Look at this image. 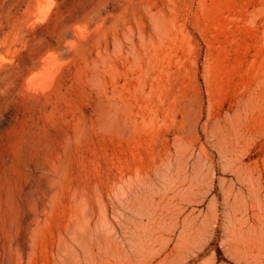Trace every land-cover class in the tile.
I'll list each match as a JSON object with an SVG mask.
<instances>
[{
  "label": "rangeland",
  "instance_id": "1",
  "mask_svg": "<svg viewBox=\"0 0 264 264\" xmlns=\"http://www.w3.org/2000/svg\"><path fill=\"white\" fill-rule=\"evenodd\" d=\"M0 264H264V0H0Z\"/></svg>",
  "mask_w": 264,
  "mask_h": 264
},
{
  "label": "bare ground",
  "instance_id": "2",
  "mask_svg": "<svg viewBox=\"0 0 264 264\" xmlns=\"http://www.w3.org/2000/svg\"><path fill=\"white\" fill-rule=\"evenodd\" d=\"M47 13V3L45 4V6L44 7H41V9H40V12H39V14L41 15V16H44L45 14ZM50 79V78H49ZM118 109H121V108H118ZM122 110V109H121ZM104 111V114L102 115L101 114V112H103ZM109 111V110H108ZM108 111H105V110H103L102 109V111L99 113V115H100V119H101V117L103 116V119H102V121H103V123H102V121L101 120H99L98 118L99 117H97V119L99 120V121H101V123H102V125H100L101 123L100 122H98V124L100 125V127L101 126H104V127H106V128H108L109 129V131H110V128L112 129L114 126L116 127V128H118L119 130H120V133L121 132H125L126 131V126H125V122H127V121H125L123 124H118V123H116L115 122V117L117 118V116H116V112H118V111H114L115 112V114L113 115L110 111L108 112ZM113 111V110H112ZM120 111V110H119ZM106 112H108V113H106ZM113 112V113H114ZM123 112H125V110H124V108H123ZM122 112V113H123ZM126 112H127V107H126ZM130 113V112H129ZM102 115V116H101ZM125 115V114H124ZM97 116V115H96ZM84 117V116H83ZM122 117V116H121ZM120 117V118H121ZM96 118V117H95ZM94 118V119H95ZM125 118H126V116H125ZM85 119H87L86 117H85ZM123 119V118H122ZM82 120V119H81ZM80 120V121H81ZM91 120V119H90ZM118 120V119H117ZM124 120H126V119H124ZM128 120V119H127ZM79 121V122H80ZM79 122H77V124H78V126H79ZM86 122V121H85ZM92 122V121H91ZM95 122H96V119H95ZM94 122V123H95ZM121 122H122V120H121ZM93 123V122H92ZM91 123V124H92ZM133 123H134V121H133ZM77 124H75V125H77ZM80 124H81V122H80ZM97 124V123H96ZM95 124V125H96ZM131 124V123H130ZM98 125V126H99ZM75 126L74 127V129H76V127L78 128V129H76V132H74L75 133V135H74V137H67V139H66V144H67V147H69L70 146V144H71V142H72V140L73 139H75L76 141H82V140H84L83 139V136H84V133H85V128H83L82 127V125H81V127L79 126ZM97 126V125H96ZM105 128V129H106ZM80 129V130H79ZM108 129H107V131H108ZM113 130V132H115L114 131V128L112 129ZM75 131V130H74ZM111 132V131H110ZM112 135H114V133L112 134ZM122 136L124 135V134H121ZM125 135H126V132H125ZM58 136H60L61 137V135H58ZM66 136V135H65ZM73 136V135H72ZM63 137V136H62ZM64 138V137H63ZM66 138V137H65ZM115 139V138H114ZM122 139V138H121ZM65 141V140H64ZM124 142H125V140H124ZM123 142V143H124ZM122 143V144H123ZM119 153V152H118ZM115 158L117 157V155H115L114 156ZM113 157V158H114ZM120 160V159H119ZM115 161V160H114ZM118 161V160H117ZM112 162V161H111ZM117 163H119V162H117ZM56 164V163H55ZM57 166H55V169H56V167H57V169H56V171L54 172V176L53 177H55V180L54 181H58L63 175H64V173H65V171H66V169H67V161L66 160H64V158L62 157L61 159H59V162H57V164H56ZM111 166H112V164H110ZM120 166V165H119ZM114 168H115V166H114ZM119 170V169H118ZM117 170V171H118ZM114 172H115V170H114ZM119 173V172H118ZM119 176H120V174H118ZM122 175V174H121ZM124 177V176H123ZM125 178V177H124ZM120 180H121V178H120ZM124 182H126V180L124 179ZM117 183V182H116ZM121 183V182H120ZM119 183V184H120ZM56 184V183H55ZM125 184V183H124ZM52 185V184H51ZM118 185V184H117ZM120 186V185H119ZM123 186V185H122ZM126 186H127V184H126ZM120 188V187H119ZM77 189V188H76ZM117 189V188H116ZM122 190H124V187H122L121 188ZM49 190H50V193L52 194V197H54V193H56L57 194V187H56V185H52V186H50L49 187ZM116 191V190H115ZM118 191H119V189H118ZM118 191H117V193H118ZM75 192V191H74ZM73 192V193H74ZM122 192V191H121ZM120 193V192H119ZM126 193V192H125ZM54 194V195H53ZM60 194V193H59ZM80 194V193H79ZM121 194H123V193H121ZM126 195V194H125ZM125 195H122L123 197H125ZM79 196V195H78ZM81 196H82V194H81ZM121 196V195H120ZM75 197V196H74ZM84 198V197H83ZM75 199V198H74ZM78 199V198H77ZM79 200H81L80 198H79ZM86 200V199H85ZM100 200V199H99ZM85 202V201H84ZM76 203H78V202H76ZM81 203V202H80ZM100 203V202H99ZM85 204V203H84ZM83 204V205H84ZM101 204V203H100ZM86 205H88V204H86ZM77 206V205H76ZM84 208V207H83ZM82 209V208H81ZM88 208H87V206H86V210H87ZM83 210V209H82ZM85 210V208H84V211H85V214H86V216H88V217H90L91 218V215H90V213H89V211H88V213H86L87 211ZM89 210V209H88ZM74 218V217H73ZM87 219V218H86ZM37 220V219H36ZM88 220L90 221V219L88 218ZM38 222H39V220H38ZM35 224H37V222L35 223ZM36 227V229H35V231H38L39 230V225L37 226H35ZM34 227V228H35ZM33 228V229H34ZM33 233H35V232H33ZM32 233V234H33ZM33 235H35V234H33ZM31 237H33V236H31ZM32 239V238H31ZM35 239V238H34ZM33 239V240H34Z\"/></svg>",
  "mask_w": 264,
  "mask_h": 264
}]
</instances>
